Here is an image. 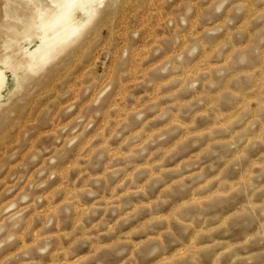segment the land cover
Segmentation results:
<instances>
[{"label":"rangeland","instance_id":"374dc122","mask_svg":"<svg viewBox=\"0 0 264 264\" xmlns=\"http://www.w3.org/2000/svg\"><path fill=\"white\" fill-rule=\"evenodd\" d=\"M70 5L0 48V264H264V0Z\"/></svg>","mask_w":264,"mask_h":264},{"label":"bare ground","instance_id":"6f19581e","mask_svg":"<svg viewBox=\"0 0 264 264\" xmlns=\"http://www.w3.org/2000/svg\"><path fill=\"white\" fill-rule=\"evenodd\" d=\"M6 1L4 6L5 19L0 27V48L4 52V58H6V46H10L11 42H18L41 25H48V23L52 22L48 20L53 13L68 11L71 8L70 3L74 2V0H46V2L43 0ZM2 76L0 71V87L3 80Z\"/></svg>","mask_w":264,"mask_h":264}]
</instances>
